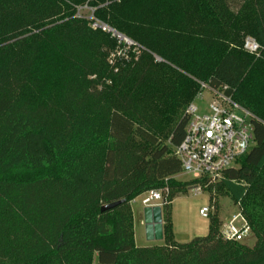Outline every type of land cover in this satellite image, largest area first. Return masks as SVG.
<instances>
[{
  "label": "trees",
  "instance_id": "trees-1",
  "mask_svg": "<svg viewBox=\"0 0 264 264\" xmlns=\"http://www.w3.org/2000/svg\"><path fill=\"white\" fill-rule=\"evenodd\" d=\"M85 5L137 59L110 62L119 45ZM263 70L264 0H0V264H264ZM169 78L193 83L189 100L203 83L254 114L253 146L218 180L254 247L221 238L218 210L206 236L173 240L172 202L210 181L175 184L189 103L165 128L145 104ZM164 188L166 245L138 248L130 204Z\"/></svg>",
  "mask_w": 264,
  "mask_h": 264
},
{
  "label": "built area",
  "instance_id": "built-area-1",
  "mask_svg": "<svg viewBox=\"0 0 264 264\" xmlns=\"http://www.w3.org/2000/svg\"><path fill=\"white\" fill-rule=\"evenodd\" d=\"M93 29H100L111 34L119 42L116 52L119 56H126L130 48L140 51L134 42L125 38L114 29L99 21H92ZM137 47V48H136ZM244 49L253 55H258L259 45L248 37L244 42ZM113 63V61H110ZM200 91L195 100L204 101V90L212 96L208 104V112L201 114L195 100L186 109L188 117L185 136L182 143L176 148V156L181 162L182 175L191 176L193 179L206 178L210 182L221 178L223 172L232 167L239 158L249 152L254 143V114L241 107L231 97L224 95L223 91L210 89L201 83ZM241 111L242 115H238ZM197 187L195 193H200ZM142 200L143 207L161 208L165 205L169 189L149 191ZM238 209V208H237ZM211 207H203L199 214L209 218ZM252 235L250 226L238 209L228 221H224L220 236L227 242L243 243Z\"/></svg>",
  "mask_w": 264,
  "mask_h": 264
},
{
  "label": "rangeland",
  "instance_id": "rangeland-1",
  "mask_svg": "<svg viewBox=\"0 0 264 264\" xmlns=\"http://www.w3.org/2000/svg\"><path fill=\"white\" fill-rule=\"evenodd\" d=\"M234 4L240 2V0H233ZM78 13L89 19L91 21H99L104 23L100 17H98L95 9L91 8L88 5H85L78 9ZM158 17L161 18V13ZM161 16V17H160ZM175 19V23H179ZM105 25L111 27L109 24L104 23ZM176 24V25H177ZM115 30V29H114ZM238 27L236 28V31ZM117 31V30H115ZM118 32V31H117ZM121 34L120 32H118ZM123 35V34H121ZM109 36L114 39V41L119 44L118 40L114 38L111 34ZM124 36V35H123ZM127 38L126 36H124ZM131 40L130 38H127ZM134 42L133 40H131ZM135 43V42H134ZM136 46L137 43H135ZM139 47V46H138ZM135 48V47H134ZM134 48L128 49L126 51V56H119L116 52L119 49V46L111 52V56L109 57L110 61L112 60L114 63L120 62V64L127 62V60L137 59L140 55V51L135 50ZM137 48V47H136ZM140 49V47H139ZM159 63H163V60L155 56L154 57ZM260 78L264 79V70L262 71L260 76L254 78L256 81H260ZM170 79V78H169ZM259 79V80H258ZM173 84H175L173 86ZM193 83H189L188 81H176L174 78L170 80L163 81L159 83L156 88L152 91V93H147V98L145 104L148 107V110L151 114L160 118V126L165 128V126L171 124L172 122V114L175 110H180L181 112H186L187 103H192L196 96L190 97V87ZM264 88L259 85L260 88ZM204 101L195 100V104L199 106L200 113L204 114L208 112L207 107L208 104L212 100V96L208 93V91L204 90ZM186 104V105H185ZM185 105L186 108L182 111V106ZM238 115H242L241 111H237ZM242 163V160L239 162ZM232 167H237V164L234 163ZM193 180L191 176L181 174L175 178V184H185ZM199 187L201 189L200 193H195V189ZM187 196H182L176 198L171 204V218H172V232H173V240L179 244H187L191 242L196 237L206 236L209 232L210 226V218L214 215L215 212H218L220 216V220L222 222L228 221L232 215L238 213V209L233 203L228 191L223 187L220 181H212L210 183H206L205 185L199 184L197 186L186 187ZM144 199V195H140L134 201L131 202V211H132V220L131 226L133 231V237L135 246L138 248H159L166 245L165 239L163 241H148L146 236L145 226L143 225V210L144 207L142 205V200ZM203 207H211L209 218H203L200 216L199 211ZM244 245L249 247H254L256 244V238L251 235L250 238H247L244 242Z\"/></svg>",
  "mask_w": 264,
  "mask_h": 264
},
{
  "label": "water",
  "instance_id": "water-1",
  "mask_svg": "<svg viewBox=\"0 0 264 264\" xmlns=\"http://www.w3.org/2000/svg\"><path fill=\"white\" fill-rule=\"evenodd\" d=\"M122 202L111 203L101 208V212L110 211ZM144 226L146 230V236L148 241H163V216L162 208L160 206L146 207L143 210Z\"/></svg>",
  "mask_w": 264,
  "mask_h": 264
},
{
  "label": "crops",
  "instance_id": "crops-1",
  "mask_svg": "<svg viewBox=\"0 0 264 264\" xmlns=\"http://www.w3.org/2000/svg\"><path fill=\"white\" fill-rule=\"evenodd\" d=\"M178 177V176H177ZM144 208H146V207H144ZM143 225H144V219H143Z\"/></svg>",
  "mask_w": 264,
  "mask_h": 264
}]
</instances>
